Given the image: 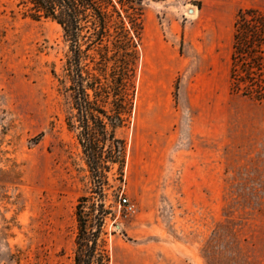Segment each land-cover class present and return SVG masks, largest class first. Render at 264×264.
<instances>
[{
	"label": "rangeland",
	"instance_id": "rangeland-1",
	"mask_svg": "<svg viewBox=\"0 0 264 264\" xmlns=\"http://www.w3.org/2000/svg\"><path fill=\"white\" fill-rule=\"evenodd\" d=\"M251 8L264 0L145 1L132 113L116 129L123 174L96 177L53 73L71 43L55 21L0 0V264H73L76 205L92 195L107 215L91 200L85 218L102 224L109 264H264V98L230 78L234 23Z\"/></svg>",
	"mask_w": 264,
	"mask_h": 264
},
{
	"label": "trees",
	"instance_id": "trees-1",
	"mask_svg": "<svg viewBox=\"0 0 264 264\" xmlns=\"http://www.w3.org/2000/svg\"><path fill=\"white\" fill-rule=\"evenodd\" d=\"M146 0H19L24 14L35 20L50 19L58 23L66 41L71 43L72 57L58 75L65 91L71 90L78 139L92 174L118 165L123 174L126 142L116 129L131 116L134 98V64L143 32ZM230 78L232 89L242 87L244 95L264 98V10H242L234 23ZM86 45L85 49L82 48ZM95 50L100 60L94 68L83 64ZM115 60L110 66L109 63ZM71 83L67 85V82ZM112 106L114 112L108 109ZM96 196H82L76 205L78 221L77 248L73 264H109L107 253L97 249L102 224L89 226L83 204L93 201L92 213L105 219L103 204L96 207ZM105 259V262L103 260Z\"/></svg>",
	"mask_w": 264,
	"mask_h": 264
},
{
	"label": "built area",
	"instance_id": "built-area-1",
	"mask_svg": "<svg viewBox=\"0 0 264 264\" xmlns=\"http://www.w3.org/2000/svg\"><path fill=\"white\" fill-rule=\"evenodd\" d=\"M122 204L126 206L127 210L135 211V204L132 203L128 198H122Z\"/></svg>",
	"mask_w": 264,
	"mask_h": 264
},
{
	"label": "bare ground",
	"instance_id": "bare-ground-1",
	"mask_svg": "<svg viewBox=\"0 0 264 264\" xmlns=\"http://www.w3.org/2000/svg\"><path fill=\"white\" fill-rule=\"evenodd\" d=\"M191 13H192V15L195 16V14L197 13V10L196 9H192Z\"/></svg>",
	"mask_w": 264,
	"mask_h": 264
}]
</instances>
